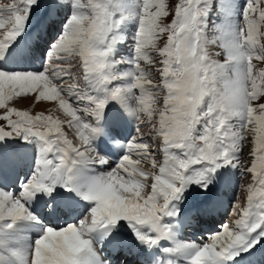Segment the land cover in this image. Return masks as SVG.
Wrapping results in <instances>:
<instances>
[{"label": "snow or ice", "instance_id": "obj_1", "mask_svg": "<svg viewBox=\"0 0 264 264\" xmlns=\"http://www.w3.org/2000/svg\"><path fill=\"white\" fill-rule=\"evenodd\" d=\"M34 13L58 31L40 70L12 67ZM0 109V144L36 149L27 171L0 163V264H110L120 231L138 264H239L264 241V0L0 3ZM230 169L244 203L179 239Z\"/></svg>", "mask_w": 264, "mask_h": 264}, {"label": "bare ground", "instance_id": "obj_2", "mask_svg": "<svg viewBox=\"0 0 264 264\" xmlns=\"http://www.w3.org/2000/svg\"><path fill=\"white\" fill-rule=\"evenodd\" d=\"M2 2H4V1H2ZM23 48H24V46H23ZM18 53L19 54H22V50L19 47V45L16 48V53H15V56H14L13 66L14 67L21 68V69H24V70H33L34 67H35V65H33V64L32 65H25V64H23L24 67H22V62L19 60ZM43 55L44 54L41 55L42 58L44 57ZM35 69H36V71H38L37 66L35 67ZM9 106L16 107V108L21 109V110L30 109V111H31L32 114H35L36 112H40V111H46L48 108L52 107V105H50L48 103H43V102L40 103V104H38V105H34L33 106V105L30 104V102H27V101L22 102V103H12V102H10ZM3 111H4L3 109H0V113H3ZM112 111H114V110L112 109ZM64 131L68 134V136H69L70 139H73L74 138L73 137L72 130L65 128ZM13 151H17L18 153H16V155H13L12 154ZM35 151H36V149H33L32 151H30V147H29V149H27L25 147V148H21L20 150L18 148L9 149V153H7L6 151L5 152L3 151V153H2V151H1L0 152V163H6V164H9L10 163L12 166H15V158L17 157V160H18V164L17 165H19V168L20 169H23L24 171H27L28 170V167L27 166L30 165L34 161ZM246 155L247 154H245V156ZM24 158L26 159L25 164H24ZM158 158H159V156H158ZM111 159H112V162H114L117 159V157L113 156ZM234 172L237 173L236 170H234ZM219 185H221L222 188H225L224 187V183H220ZM230 196H232V195H230ZM222 202H223V207H225L226 206L225 205V200L222 199ZM239 203H240V201H239ZM227 206H226L225 209H227ZM223 207H221L218 212L213 213L214 217H213V219L211 221L210 220L207 221L206 219H204L203 221H201L200 218H199L197 221H195L194 223H192L191 226L187 227V230L186 231H182L178 238L179 239H182V240H191V239H194V237H197V236L196 235L193 236L192 233L194 231H196L198 234H201L200 235L201 237L199 238V241L206 240L208 238V236H209L210 233L215 232V231H218V230H214L212 232L210 231V232H207V234H205L204 233V229L205 230H208V229L212 228L213 226H216V224H217V226L220 225V224H222V222L220 223L217 220L220 219V217L224 216V215L219 216L220 213L224 214V213L227 212V210L224 211V208ZM220 210H222V211L220 212ZM37 211L42 212V207L38 205L37 206ZM210 215H212V214L205 215L204 217H208ZM215 216H217V217H215ZM226 216H228V215H226ZM224 218H225V216H224ZM232 218L233 217H232V214H231V217L229 216V218L226 221H228V220H230ZM220 220L223 221L222 218ZM215 222H217V223L215 224ZM55 223H61L62 224L61 221H55ZM190 227H193V229H191ZM188 228H190V229H188ZM183 230H185V229H183ZM121 233H122L123 236L126 235V237H130L131 236V233L130 232H127V231H121L120 234ZM33 234H34V236H36L37 233L34 232V231L31 232L30 233V238H31V236H33ZM31 239H33V238H31ZM262 243H264V241H262L261 244ZM109 244H110V248H108V246H107ZM117 244H118V238L117 237H112L109 241H107L104 244L103 251H106V254H105V257L104 258L105 259H109L110 260V264L120 263L122 261L121 259H123V255L125 254V252H123L121 255H119L118 251H116V252L113 251V249H115L114 247L117 246ZM129 244L130 243L125 242V243H121L120 245H121V248L122 249L128 250L127 247H128ZM132 249H133V251L131 253L130 252L128 253L127 259H125V261H124L123 264H136V262L134 261V259H138V257H137L138 256V254H137V251H138L137 250V245L134 244L132 246ZM256 249H258V247ZM255 251H257V250H255ZM117 254H118V256H117ZM252 254H254V251L251 252L250 254L249 253H242L241 256L240 257H237L236 259H237V261H239V264H262V263L264 264L263 259H262L261 256H255L256 258L255 259H252L254 257V255H252ZM251 260H254L253 262H255V263H251L250 262Z\"/></svg>", "mask_w": 264, "mask_h": 264}, {"label": "rangeland", "instance_id": "obj_3", "mask_svg": "<svg viewBox=\"0 0 264 264\" xmlns=\"http://www.w3.org/2000/svg\"><path fill=\"white\" fill-rule=\"evenodd\" d=\"M2 1H4V2H2ZM9 2V0H0V3H3V4H7ZM166 2H167V0H166ZM171 2L173 3V4H175L176 2H178V0H171ZM161 19H163L164 20V22L165 23H170L171 22V19H172V16L171 15H169L168 17H166V18H164V17H162ZM129 33L131 32V31H134V25H128L127 26V29H126ZM54 31H58V26H57V28H55V29H53V33H54ZM52 36H53V34H52ZM166 38V37H165ZM50 39H52L51 37H50ZM38 54H40V53H38ZM129 54V52H128V49H127V47L125 46L124 48H122V50H121V55H125V56H127ZM44 56V55H43ZM219 59H223V57H219ZM30 65H32V63L30 64ZM36 67V66H35ZM35 67H34V71H36V69H35ZM40 67H42V66H40ZM39 70V69H38ZM144 133H145V136H146V138H148V137H150V135H151V133H150V130H149V128H145L144 130ZM9 141H11V140H9ZM9 141H6L4 144H6L7 142H9ZM15 141V140H14ZM16 141H20L19 139H17ZM159 143V141H156V144H158ZM0 145H3V144H0ZM11 145H13V143H11ZM29 147H30V151H32L33 149H35V147L34 146H29V144L27 145V149H29ZM13 148H17V147H15V146H9V149H13ZM21 148H25V147H23V146H21ZM20 148V149H21ZM2 151V153H3V151L5 152V149H4V147H2V146H0V152ZM247 152V150H245V154H247L246 153ZM16 153H18L17 151H13V155H16ZM160 158V157H159ZM158 158V159H159ZM18 164V160H17V157L15 158V165H17ZM9 167H12V165L9 163V164H7ZM237 171V170H236ZM229 173H230V177L228 178V179H226V180H224V181H222L221 183H224V187L225 188H222L221 187V185H219V184H217V192L221 195V197H222V199L223 200H225V205L227 206V205H229V203H230V208H229V211H228V206H227V209H225L226 208V206L225 207H223L224 208V211L225 210H227L228 211V214L227 213H224V214H222V213H220L219 214V216H221V215H228L227 217L225 216V218H223V221H221L220 219H221V217H220V219H218L217 221H219L220 223L222 222H224V221H226L228 218H229V216L231 217V214H232V206H231V202H239L240 201V203L241 204H243L244 203V199H245V196H246V193L244 192L243 193V191L241 190V185L242 184H244L245 183V180H246V178H243V177H241L240 175H239V172L237 171V173L236 172H234V170H229ZM248 179H250V178H248ZM193 187H195V186H193ZM235 190V191H234ZM224 192V193H223ZM233 192H234V197L232 198L230 195H232L233 196ZM241 192V193H240ZM245 195V196H244ZM244 196V197H243ZM235 197H236V199H235ZM231 199H232V201H231ZM235 200V201H234ZM229 201H231V202H229ZM222 210H220V212H221ZM218 215V214H217ZM213 217H214V215L212 214V215H210V216H208V217H201L200 218V220L201 221H203L204 219H206L207 221L208 220H212L213 219ZM215 217H217V216H215ZM217 222H215V224H216ZM219 224V223H218ZM204 226V225H203ZM213 226V225H212ZM219 226L220 225H218L217 226V224H216V226H213L212 228H210V229H208V230H205L204 229V233L205 234H207V232H212V231H214V230H219ZM191 229H193V227H190ZM190 228H188V229H190ZM204 228V227H203ZM187 230V228H185V230H183V231H186ZM194 231V230H193ZM121 232V231H120ZM192 235L194 236V235H196L197 237H194V239L195 240H197V241H199V238L201 237L200 235L201 234H198L196 231H194L193 233H192ZM126 236V235H125ZM34 234H33V236H31V238H33L34 239ZM262 245H264V243H262L261 245H258L257 247H258V249H256L257 251H254V254H252V255H254V257L252 258V259H255L256 257L255 256H261L262 257V259H263V262H264V247H262ZM262 247V248H261ZM259 253V254H258ZM254 260H251L250 262L251 263H255V262H253ZM130 262V261H129ZM249 262V263H250ZM120 263H122V261L120 262ZM120 263H117V264H120ZM263 264V263H262Z\"/></svg>", "mask_w": 264, "mask_h": 264}]
</instances>
